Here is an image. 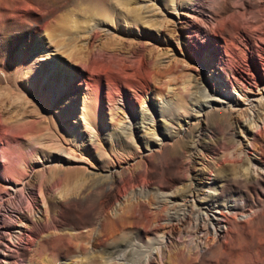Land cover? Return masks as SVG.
<instances>
[{
	"label": "rangeland",
	"instance_id": "1",
	"mask_svg": "<svg viewBox=\"0 0 264 264\" xmlns=\"http://www.w3.org/2000/svg\"><path fill=\"white\" fill-rule=\"evenodd\" d=\"M79 2L66 0L60 8L47 14V20L52 23L40 32L37 46L30 48L28 57L24 54L29 50L30 36L15 38L6 33L2 24L8 23L11 15L21 8L30 16L32 12L39 14L41 7L24 6L13 0L0 2V76L3 77L4 65L14 81L10 85L0 82L3 114L0 119V188L5 189L9 178L18 176L16 172H9L7 160L1 154L6 149V125L18 117L33 123L28 131L16 136L23 138L20 151L33 153L28 161L35 166L31 179L23 178L27 193L33 189L32 193L28 198L20 194L9 208L0 212L3 219L6 214L7 218L9 214L14 217L8 220L11 227L8 233L14 232L18 226V212L13 211L14 206L27 212L29 201L36 199L39 203L38 213L29 214L32 232L25 236L16 252L19 264H31L32 250L28 242L43 239L46 234L43 229L48 226L49 232H57L56 225L72 232L86 230L89 226H96L99 216L115 211L126 215V225L130 229L133 224L130 216L132 203L141 199L148 207L150 203L154 205L149 207L153 212L158 207L165 209V206L167 209L162 214L172 212L173 208H169L174 207L173 203L170 200L160 203L154 191H178L182 188L178 179H194L196 174L209 171L203 163H197L191 175H183L181 159L176 152L188 141L184 130L187 127L192 130L205 125L203 139L218 148L216 159L224 165L223 172L230 176L235 175L231 168L232 161L237 160L233 156L237 148L242 147L246 159L264 160V135L261 133V117L264 118V0H102L97 5ZM135 5L143 8L140 10V23L145 32L142 36L152 52V63L143 60L138 64H118L95 56L86 67H81L84 85L76 86V69L81 66V60L87 61L93 46L113 51L139 40L141 35L136 32L137 26L131 23ZM46 7L51 8V2ZM107 11L111 12L110 16ZM191 36L197 40L192 43L193 53L189 51ZM10 37L16 39L15 44H11ZM230 80L234 86L230 85ZM93 88L102 90L105 97L129 88L137 89L143 95L135 98L136 110L127 117L124 116L123 103H118L121 107L118 109H110L107 103L101 107L94 104ZM206 94L211 95L207 97ZM197 99L212 102L215 108H208L200 115L192 109L193 101ZM231 103L235 105L233 109L229 107ZM152 115L154 121L150 120ZM175 115H180L181 123L176 122L177 127L170 129L168 121L172 122L171 117ZM195 115H200L201 123L194 120ZM250 116L259 122L258 125L249 123ZM236 120L245 121L246 125L243 130L235 126L236 135L233 137L229 131L233 122L236 125ZM131 123L137 124L136 141L128 137L129 129L124 132ZM165 127L174 131V136H164L162 129ZM208 132L212 137L206 135ZM233 138L238 142L240 139L242 144L234 143ZM249 142H254L257 148ZM202 159L215 164L211 155ZM25 163L26 160H22L18 167L23 168ZM109 168L121 170L122 177L105 192L84 196L81 192L84 184L104 177ZM216 172L211 176L215 177ZM23 179L13 181H20L22 187ZM42 181L50 187L46 196L40 192ZM29 182L34 184L33 188ZM149 193L153 196L149 197ZM241 194L239 202L243 207L224 209L233 220L227 264H248L238 258L241 251H247V255L251 252L257 257L256 264H264V237L260 242L251 231V224L264 218V190L255 183L245 184ZM7 197H3L6 203ZM42 201L49 202L46 206H56L55 212L47 213ZM142 216L145 224L146 217ZM195 219V216L191 217L179 226L176 237L182 235L190 239L194 236ZM129 231L119 232L116 241H112L117 245L132 241L118 247L112 260L107 259L109 254L104 246L92 241L83 247L81 241L73 239L72 248L55 263L49 260L51 256L39 255L32 264L215 263L197 262L193 256H181L182 246L167 253L168 260L164 262L162 254L155 249L158 244L145 246ZM1 249L0 262L3 257Z\"/></svg>",
	"mask_w": 264,
	"mask_h": 264
},
{
	"label": "bare ground",
	"instance_id": "2",
	"mask_svg": "<svg viewBox=\"0 0 264 264\" xmlns=\"http://www.w3.org/2000/svg\"><path fill=\"white\" fill-rule=\"evenodd\" d=\"M1 1L2 0H0V2ZM13 1L19 2L24 6L25 5L26 6L38 5L39 8L41 7V12L39 14H37V13L35 14L32 12L30 16L26 15L21 8V10H18V12L14 16L11 15V17L8 20L9 21L8 23L2 24L6 33L7 34L9 33L8 35H13V36H15V38L18 36H24L26 34L30 36L29 46H28L29 50L24 54V57H28L30 54V48L32 50V48L37 46V39H38V35L40 34V32L43 31L46 27H48L52 23L51 20H47V14L53 13L56 8H60V5L65 3L66 0H13ZM101 1L102 0H80L79 3L90 2V3H92V5L93 4L97 5L98 2H101ZM48 2H51V6H52L51 8L46 7ZM95 6H93V7H95ZM46 8H47V10H46ZM133 8H134V15H133L134 18H132L131 23H132V25L135 24L134 26H137L136 32L141 35V36H139V40H137V42L133 43L130 46L121 47L122 46L121 45L119 48H116L113 51L112 50L109 51V49H105L104 47L95 48V46H93L88 53L87 61H86V59L85 60L83 59L84 61L81 60V62H80L81 66L77 67V69H76V73H77V76L75 78L76 86L82 87L84 85V78H83L81 67H86L88 64V61H91L93 58H95V56H99L103 59H107L109 61H112V62H115L118 64L119 63H137L138 64V63H141L143 60H146L148 63H152V61H153V55H151L152 52L150 53V51L148 50V46L144 41V36H142V34L145 33L143 28L141 27V23H140V19H142V18H140L141 17L140 16V13H141L140 10L142 7L141 6L136 7V5H135V7H133ZM106 14L108 16H110L111 12L107 11ZM196 16H198V15H196ZM200 17H203V16L200 15ZM203 18H205V17H203ZM205 20L207 21V19H205ZM206 21H204V22L206 23ZM93 34L92 35L90 34L92 38L94 37ZM15 38L11 39V37H10L11 44L16 43ZM193 42H197V40L193 36H191V39H189V44H190L189 51L191 53H193L195 50V48L192 44ZM2 69L4 70V72H3V77L0 76V82L4 81V82H7V84L9 83V85L12 84V82H14V81H13L11 75L10 76L8 75L7 67L3 65ZM230 85L234 86V84L231 80H230ZM95 88H93L91 90V93L93 94L92 96H94V98H93V101L95 102L94 104H97L99 107H101L102 105L107 103V106L110 109H112V108L118 109V108H121L118 105V103L119 102L123 103L124 107H125L124 116H127V117L129 115H131L136 110L135 98H138L141 95H143V94H141V92L139 90L134 89V88L133 89L129 88V89H120V91L118 93H115V94L109 93L110 96L105 97L103 95L102 90L99 91V90H97L99 88H97V89H95ZM207 93H208V91H207ZM208 95L210 96L211 94H206L207 97H208ZM208 102L206 103V102L200 101L198 99L194 100L193 105H192L193 106L192 109L195 111H198L199 113L198 112L197 113L201 115L208 108H211V107L215 108L214 105H211L212 102H210V103H208ZM222 105H223V103H222ZM234 106L235 105L232 103L229 104V107L231 109H233ZM216 108H218V106ZM161 111H163V109ZM185 111H186V114L190 115L188 113V110H185ZM200 115H198V116L195 115L196 119L194 118V120H199V123H201ZM204 115H206V114L204 113ZM2 116H3V114H2V111L0 109V119H2ZM127 117H125V118H127ZM143 118H145V117H143ZM171 118H172V122H170L171 121L170 120V121H168L169 122L168 124L170 125V129L171 128L174 129L177 127L175 125L176 122L181 123V117H180V115H175V116H172ZM249 119H250L249 123H251V125H258L259 122L257 123V121L252 119L251 116L249 117ZM261 119L263 120L261 133L264 135V118L261 117ZM150 120L154 121L153 115H152V118ZM245 125H246L245 121H237L236 125H234V122H233V124H231L232 127L230 128L229 132L232 134L233 137H235L236 127L243 130ZM32 126H33L32 122L24 121V118H19V117L17 119H15L13 122L8 123L6 125V131L8 132L6 149H4L3 153H1V154L7 160L6 161L7 167L6 168L9 169V172L11 171V172L18 173V176L15 177L14 179H23V178L32 177V173H33L32 171L34 170L35 166H32V164L29 163L28 159L31 158L30 156H32L31 154H33V153L28 152V153L24 154L19 149V148H21V145H22L21 139H23V138H19V135L24 134ZM128 126L124 132L127 133V130L129 129L128 130V137H130V139H132L133 141H136L137 131L135 130L136 129L135 127L137 126V124L131 123ZM205 128H206L205 125H203L202 127H196L192 130L189 129V127L185 128L184 130L187 133L185 135L188 138V141L176 152V155L179 157V159H181V171L183 172V175H191V173L194 170V168L196 167L197 163H203L205 167H208L209 171L207 169V171H208L207 173L205 172L204 174L203 173L202 174H196L194 176V179H189V180L188 179L184 180L183 178L178 179L180 182V185L182 186V188L178 191H173V190L172 191H168V190H159V191L156 190V191H154V196L159 199L160 203L165 201V200H170V202L173 203L174 207L169 208V209L173 208L172 212H169L167 214L166 213L162 214L163 210L165 211V209H167L166 208L167 206H165V209L158 207V209L156 211L154 210L155 212H153V211H151L152 209H149V207H151L150 206L151 203L149 204V207H148L145 204V202H143L141 199V200H137V201L132 203L133 205H132V210L130 213L131 214L130 216L133 218V224L131 227L132 229L131 228L129 229V227L126 225V217H125L126 215L119 214L115 211L112 214H104V215L99 216V218L95 222L96 226H93V227L89 226L88 229H86V230H77L76 229L75 232H72L71 230H68L64 226L61 227V226L56 225L57 232L53 230L54 233L56 232V234L53 235L54 233L52 234V232H53L52 229L50 230L52 232H49L50 227L48 226V227L43 229V230H45L44 233L46 232L43 239H40L37 241H32V240L27 239V240H29V242H28V244L30 245L29 247H31V250H32V253H31L32 257L29 260L30 263L32 264L33 261H35V259H38L36 257H38L39 255L40 256L45 255V257L51 256L52 259H49V260L50 261L53 260L52 262L55 263V261H57V259L59 260L64 255V253L66 251L68 252V250L70 248H72L73 239H77V240L81 241V246H83L85 243H92V241L97 245L104 246V248H106V250H107V253L109 254V256H108V254L106 255V256H108V258L107 257L106 258L109 260H112L113 255L116 254V252L118 250V247L123 246V244H126L128 242L132 243V241L128 240V241H126V243L123 242V244H118V245H117V243L113 244L116 241L117 236H119V232L125 233L126 231H129V230H130L129 231L130 234H134V236L138 240L143 241L145 243V246H150V245L154 246L155 244H158L157 247H155V249H157V251L162 254V259L164 262L166 260H168V259H166L167 253L171 252L172 249H174V248L182 246L181 247L182 248L181 256H184V257L186 255L193 256L197 262L198 261H204L207 263V262L214 261L216 264H227V263H229L226 255H227V249H228L227 245L229 244L230 237H232L231 236V229H232L231 223L233 220H232L231 216H229L226 212H224V209L243 207L241 205V203L239 202V197L242 195L241 190H242V187L245 186V184L255 183V184L259 185L264 190V160L254 161L251 158L246 159L244 157V150L241 149L242 147H240V149L239 148L235 149V147H234L235 152L233 151L234 152L233 156L237 160L234 162L232 161V163L234 165L232 166L231 169H232V171H234L235 175L230 176V175L224 173L223 172V169H224L223 166L224 165H222L221 163L219 164V161L216 159V158H218L216 156H218V154H219L218 148L210 146L203 139ZM170 129L167 127L162 129V133L164 134V136L167 137V136H172L174 134V131H172ZM31 130H30V132H31ZM175 133H177V132H175ZM16 134H19V135L16 136ZM206 135H209L212 137V135L209 132ZM233 139H234L233 140L234 143L238 140L237 138H233ZM239 142L242 144V141L240 139H239ZM238 143H237V145H238ZM249 143H252V142H249ZM249 143H248V147H249ZM253 143L251 145L255 146V148H257L256 145H254ZM178 147H179V145H178ZM237 147H239V146H237ZM246 147H247V145H246ZM33 148L34 147H32V149ZM219 148H220V146H219ZM35 151H36V149H35ZM29 153H30V155H29ZM199 154H201V155H199ZM209 155H211V157L214 159L213 161L215 162V164H211V163L209 164L208 162H206V160L204 161V159H202V158H206ZM198 156H200L201 158ZM0 157H1V155H0ZM5 158H3V159H5ZM61 158H60V160H61ZM22 160H26V163L24 164V166L22 165L23 168L18 167V166H20ZM251 166L252 167L255 166L257 169H254ZM36 167H37V165H36ZM104 170L105 169H102L103 172H104ZM215 170H217L216 176L212 177L211 175L213 172H215ZM225 170H227V169H225ZM103 175H104V177H101L99 180L95 179L94 181H90L89 183L84 184L82 191H81L82 194H84V196H90L91 194L96 193V192L101 194V193L105 192L107 189L112 188V186L117 181V179L121 178L123 174H122L121 170H117V169L115 170L113 168H109V169L105 170V174H103ZM14 179L9 178V180H8L9 183L7 185L8 187H6L3 190L0 188V201H1L0 202V212L3 209L9 208V206H11L10 204L13 203V201H15V199H17L18 196H20V194L23 195L25 198L26 197L28 198V194L32 193L33 189L29 190L27 193V185L25 183V181H26L25 179H23L21 181V182H23L22 187L20 186L21 185L20 181H18L19 183L17 182V180L14 182L13 181ZM197 179H198V181H197ZM86 180H88V178ZM89 180H90V178H89ZM205 180H208V181H205ZM29 183L32 184L31 186L33 188L34 184L31 182H29ZM49 191H50V187L47 185V183L45 181H42L40 184V192L42 194H45V196H46L49 193ZM147 195H148V193H147ZM151 195H152V193H149V197ZM4 196H8L7 197L8 203H6L5 199H4L5 202L3 201ZM45 196H43V198ZM46 200H48V199H46ZM147 200H149V199H147ZM42 203H44L43 205L45 206V208H47V209H45L47 213L49 211L55 212L56 206H51L50 204L46 206V204H48L49 202L47 203L45 201L44 202L42 201ZM129 204H131V202ZM152 206H154V205H152ZM13 208H14L13 211L18 212V214L16 216L18 218V220H17L18 226L16 227L17 229L14 232L8 233L11 229V227L8 223V220L13 219L14 218L13 215L9 214L8 218H7L6 217L7 214H6V215H4V219H3L2 215H1L2 213L0 214V247L2 248L1 252L3 255L0 264H19L20 261H19V258L17 256L16 252H17L19 244H21V242H23L25 236H29L30 232H32V230H31L32 226L29 223V220H31V216L29 214L36 215V212L39 209V203L36 199H34V201H29V205L27 207V212H24L23 210H21L19 208L17 209L15 206ZM168 211H170V210H168ZM142 215H145V217H146L145 224L143 223L144 219L142 218L143 217ZM194 216L196 217V219H195L196 223L194 226L195 230L193 233L194 236L190 237V239H186L182 235H178V237H176V232L178 231L179 226L184 225L189 219L191 220V217H194ZM253 216H252V219H253ZM255 216H257V214ZM41 219H42V217H41ZM48 219H49V217H47V220ZM48 223H49V221H48ZM188 223H190V222H188ZM252 223H253V221H252ZM250 224L251 223H249L248 225L250 226ZM253 224H251L252 229H253L251 231H253V234L255 235V237H257L261 242V239L264 237V218L263 217L258 218L257 221H255V223H253ZM89 225H91V224H89ZM234 227L236 228L235 225H234ZM184 228H186V227H184ZM239 228H238V230H239ZM236 230H237V228H236ZM234 236H235V234H234ZM123 239H125V238H123ZM128 239H132V238L128 237ZM132 240H134V239H132ZM232 240H234V239H232ZM112 241H113V243H112ZM122 241H124V240H122ZM24 242H26V241H24ZM147 249H148V247H147ZM150 249H148V250H150ZM85 250H86V248H85ZM260 251L261 250L259 249V254H260ZM243 252L241 251L238 254V258L241 259V261L244 259L247 261L248 264H256L257 263L256 262L257 257H255L253 254H251V252L249 255H247L248 254L247 251H246L247 254L243 253ZM147 255H148V253H147ZM90 256L88 258H90ZM151 256H152V254H151ZM178 256H176V258ZM186 258H190V257H186ZM260 258H261V256L258 259H260ZM123 259L126 260L127 258H123ZM179 259L177 260V262L179 261ZM89 260L90 259H88V261ZM50 261H48V262H50ZM106 261H108V260H106ZM185 261H186V259H185ZM241 261H239V263H241ZM258 261H260V260H258ZM91 262H93V261H91ZM200 263H202V262H200Z\"/></svg>",
	"mask_w": 264,
	"mask_h": 264
}]
</instances>
